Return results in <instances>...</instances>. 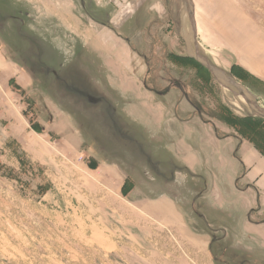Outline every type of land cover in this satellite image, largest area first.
I'll list each match as a JSON object with an SVG mask.
<instances>
[{
  "label": "rangeland",
  "instance_id": "1",
  "mask_svg": "<svg viewBox=\"0 0 264 264\" xmlns=\"http://www.w3.org/2000/svg\"><path fill=\"white\" fill-rule=\"evenodd\" d=\"M195 58L264 109V0H0V264H264V118Z\"/></svg>",
  "mask_w": 264,
  "mask_h": 264
},
{
  "label": "crops",
  "instance_id": "2",
  "mask_svg": "<svg viewBox=\"0 0 264 264\" xmlns=\"http://www.w3.org/2000/svg\"><path fill=\"white\" fill-rule=\"evenodd\" d=\"M105 29L114 32L109 26L104 25ZM233 152L237 154L238 161L233 166L234 184H238L251 197L250 221L246 218L248 228L243 233L248 235V242L258 245L254 250L264 251V239L260 232H264V156L249 141L237 143L233 148ZM236 187V186H235ZM225 206V205H224ZM248 238V239H249Z\"/></svg>",
  "mask_w": 264,
  "mask_h": 264
},
{
  "label": "bare ground",
  "instance_id": "3",
  "mask_svg": "<svg viewBox=\"0 0 264 264\" xmlns=\"http://www.w3.org/2000/svg\"><path fill=\"white\" fill-rule=\"evenodd\" d=\"M218 73L220 74L219 77H217L221 82L225 83L226 85H228L229 87H235L237 89V91L246 99L247 102H253L254 104L251 103V105L253 107H255V102L253 100H251V96L248 95V93L245 91L244 88H242L239 84H237L236 82H232L231 80H229L228 82V77L224 76V74L222 72H219ZM226 78V79H225ZM250 99V100H249ZM244 100V99H243ZM245 101V100H244ZM245 101V102H246ZM259 109H263V108H260ZM264 110V109H263Z\"/></svg>",
  "mask_w": 264,
  "mask_h": 264
},
{
  "label": "water",
  "instance_id": "4",
  "mask_svg": "<svg viewBox=\"0 0 264 264\" xmlns=\"http://www.w3.org/2000/svg\"><path fill=\"white\" fill-rule=\"evenodd\" d=\"M195 60L196 61H198V63L201 65V66H203L205 69H208V71L217 79V77H219V73H218V71H216L213 67H211L208 63H206V62H204V61H202V60H198V58H195ZM226 79V78H225ZM229 80H231L230 78L228 79V82H229ZM232 82H233V80H231ZM251 107H252V109H254L257 113H259V115L261 116V117H263L264 118V110L263 109H259V107H253L252 105H251V102L249 101V102H247Z\"/></svg>",
  "mask_w": 264,
  "mask_h": 264
},
{
  "label": "trees",
  "instance_id": "5",
  "mask_svg": "<svg viewBox=\"0 0 264 264\" xmlns=\"http://www.w3.org/2000/svg\"><path fill=\"white\" fill-rule=\"evenodd\" d=\"M249 142L254 145V147L262 154V156H264V140L263 141L261 140L262 145H260V141H258L259 142L258 144H256L252 140H249Z\"/></svg>",
  "mask_w": 264,
  "mask_h": 264
}]
</instances>
